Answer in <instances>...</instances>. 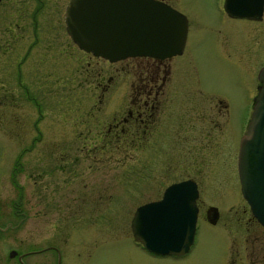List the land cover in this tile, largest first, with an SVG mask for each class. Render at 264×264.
Wrapping results in <instances>:
<instances>
[{
    "label": "rangeland",
    "instance_id": "374dc122",
    "mask_svg": "<svg viewBox=\"0 0 264 264\" xmlns=\"http://www.w3.org/2000/svg\"><path fill=\"white\" fill-rule=\"evenodd\" d=\"M41 1V7L35 0L0 2V202L18 204V194L42 189L39 199L31 193L22 197L20 210L27 219L18 237L24 238L30 226H37L35 231L43 226V231L31 233L29 243L34 246L46 243L44 238L56 229L65 233L70 226L100 227L110 238L119 237L92 255L93 246L86 245L92 234L84 229L85 235L76 241V234L72 241L87 249L67 239L71 244L66 245L64 264L87 259V264H225L226 248L229 260L238 257L236 263L250 261L257 253L264 259V230L249 216L238 188L236 159L233 163L258 84L254 75L264 63V24L225 19L221 0L174 1L193 22L184 52L168 61L171 71L163 87L168 129L142 148L134 139L123 150L112 144L103 154L98 150L105 139L91 137L99 128L82 119L93 103L100 106L99 111L91 107L94 120L108 122L109 111L117 112L140 86L134 66L139 61L107 62L77 50L64 28L67 0ZM216 98L225 104L216 106ZM200 117L211 130L226 128L228 136H206ZM76 147L83 149L77 153ZM104 178L110 181V203L95 195L93 184ZM186 178L197 185L199 210L193 243L183 261L150 257L121 238L128 236L138 205L158 199L167 185ZM48 179L66 183L67 193L50 192ZM84 193L92 195L82 198ZM65 196L76 199L79 210L72 217L65 212L71 203ZM207 206L216 209L213 223L204 220Z\"/></svg>",
    "mask_w": 264,
    "mask_h": 264
},
{
    "label": "water",
    "instance_id": "95a60500",
    "mask_svg": "<svg viewBox=\"0 0 264 264\" xmlns=\"http://www.w3.org/2000/svg\"><path fill=\"white\" fill-rule=\"evenodd\" d=\"M254 1L252 8L236 9L229 0L226 9L233 15L255 17L262 0H251V5ZM63 20L79 49L108 62L135 56L163 59L179 54L183 46L185 18L153 0H69ZM257 79L260 87L239 141L236 170L241 197L264 228V67ZM196 197L191 180L168 185L159 200L135 209L130 220L133 239L154 254L187 252L194 234ZM206 218L215 221L214 207L207 210Z\"/></svg>",
    "mask_w": 264,
    "mask_h": 264
},
{
    "label": "flooded vegetation",
    "instance_id": "af4514ba",
    "mask_svg": "<svg viewBox=\"0 0 264 264\" xmlns=\"http://www.w3.org/2000/svg\"><path fill=\"white\" fill-rule=\"evenodd\" d=\"M68 1L69 0H67V2L65 3L64 8L66 4L68 3ZM156 1H159L161 3L168 5L169 7H171L172 9H175L181 15L184 16L185 34H184V40H183L184 42H183L182 50L178 55L171 56L169 58H164V59H157V58H150V57H134V58L125 59V60L135 59L139 61L134 66L138 68L137 69L138 72L137 71L136 72H137V76L138 74L140 75V77H137V81H139L140 86L139 87L135 86L134 89L137 88V90L135 92L131 91L132 95L129 96L127 102L123 103V106L121 105L119 107L117 112H120V113H117L116 111L112 113V110L109 111L110 117L108 118V122L106 123V121L104 120L103 121L94 120L96 118H94L91 115V112L93 111V109L99 111L100 106H94L95 104L92 103L88 111L86 110L87 114H84V117L87 116V118H83L82 120L87 123V126H90L91 125L90 123L92 122V124L95 125L94 127L97 129L99 128V130L90 129L89 131L93 130L94 135H92L91 133L88 134L89 131L85 130V132L89 136L92 135L91 137L97 136V137H101L105 139V143L103 147L98 150L99 152H103V154L106 153L107 149H110L112 147V144H115L114 145L115 148H120L123 150V147L129 146L128 144H132V142H134V139H135V144L140 145L139 148H142L144 144L148 142V140L151 137L157 134L163 133L164 131H166V129H168V126L165 125L166 116L163 114L167 107L166 104L168 103V99H166L165 97L166 89L164 90L163 88L164 86L168 84L166 80L167 78H169V74L171 71L170 70L171 64L168 63V61L174 57H179L184 52L186 43L189 40L188 38L191 32V26H192L193 19L187 18L183 10H179L181 9L179 7V4H176V6L174 5V3H176L174 1L176 0H156ZM225 1L226 0H221V15L225 19L232 20L233 22L236 21L237 19H245V20H249L252 23L264 24L263 22L264 20V16H263L264 15V0H262L261 9L258 12V15L255 17H241V16H237V15L234 16L230 14L224 9ZM250 1L251 0L240 2L239 0H232V4H233V7L236 9L241 8V7L252 8V6L255 5V1L253 5H251L253 2H250ZM35 3L37 7H41L43 5V1L41 0H35ZM72 45H74L73 42H72ZM75 48L79 50L76 46ZM56 59H58V55H56ZM261 66H264V63ZM254 78H255V75H254ZM255 85L257 86L258 84H255ZM162 88L164 91L162 90ZM160 95L162 96L161 98L163 100L159 97ZM29 98L31 99V95L29 96ZM218 99L219 98H216L215 100L216 106L225 104V101L223 102L222 100H218ZM101 100L103 99L100 98L98 101H101ZM33 102L36 105L38 104L35 100H33ZM249 103H252V99L249 101ZM92 106H94L93 109L91 108ZM215 111H216V108H215ZM177 117H178V114H177ZM177 121H178V118H177ZM199 122H200L199 126L201 127L202 125L204 127L207 126V122H202L201 117L199 119ZM227 122H228V118H227ZM209 123L211 125V121H209ZM77 125L80 126L79 122L77 123ZM92 128H93V125H92ZM175 129H177V126ZM204 130L206 131V136L211 137V138H213V135H212L213 132H215L219 138L223 136H228L227 129L225 128L222 131L221 127L219 126L216 127L215 130H211L210 127H206ZM219 132H222V134ZM81 135L82 134L80 133L78 134V136H81ZM84 136H85V133H84ZM103 148H104V151H103ZM75 149H76L75 152L80 153L81 149L83 148L76 147ZM84 152H87V151L85 150ZM236 155H237V145L235 146V156H234V162H233L234 165H235ZM104 158L106 159V155ZM48 180L50 181V183L46 182V184H49V186L50 184L52 185L50 186V192H53L55 190V192H58V191L65 192L66 191L67 193V190L64 188L65 186L64 184L66 183L55 181V183L52 184V181L50 179ZM53 185H55L56 187H53ZM74 185H76V182H74ZM93 186H95L98 189L97 190L95 189V187H92L93 192L97 190V194H95L96 199L98 201L103 200L105 203H110V199L112 197L111 193L109 192L110 181L104 178L103 181H101L100 183H97L96 185L93 184ZM44 187H45V184H44ZM44 187H43V190L46 191ZM41 191L42 189L40 187L39 189L34 188L35 193L27 191V193L25 194L23 193L18 194L16 197L18 200V204H15L14 201L12 200L10 204L8 203L2 204L4 202L2 203L0 202V264H64V261H66L65 259L66 245H70L71 243H77V242H73L72 240L76 234H78V236L76 237V241L79 240V235H85V232H83L84 229H86V231H90V234H92L90 241L86 243V245L93 246L91 248L92 255L95 252V250L102 249L110 245L112 241L119 240V237L118 239L117 238L113 239L112 237L110 238V233L106 231L107 229H103V228L95 227V226H87L84 228H80L82 232H80V230L78 229L79 228L78 226H76L78 228H75L73 226L67 227L65 233L62 231V228H60V230L56 229L55 233L50 235V238L48 239L47 237L44 238L46 243L40 244L39 246H34L33 244H30L29 241L32 237L31 233L43 231V226H40L39 231L34 230L37 226H30L28 230L25 232L24 238H19L17 232L20 230V228L23 227V224L27 219L26 215L20 210V206H21L20 201L22 200V197L24 198L27 195H29L30 197V193L33 196L37 197V199H39ZM71 191H74L73 188L71 189ZM91 195L92 194L90 193L89 194L84 193L81 195V197L89 199ZM74 196L75 198L76 197L78 198V196L80 195L77 193ZM75 198L71 197L69 199V197L65 196V200H67V202L70 200L71 202V203H67V205L65 206L66 208L65 212L70 217H72L74 213L77 214V209L79 210L77 204H75V200H76ZM40 200L42 199L40 198ZM45 209H46V204H45ZM59 212L61 211L59 210ZM121 238H125L127 240L130 239L133 246H138L139 248L142 249L141 245L133 240L130 230H129L128 236L123 235ZM67 239L68 241H71V243L67 242ZM77 244H81L85 250L87 249V247H85L83 243L78 242ZM256 252H260L258 247H257ZM187 253L188 252L180 254V255H170L168 256L169 257L168 259H171L172 262L180 263L181 261H183L182 259L185 258ZM77 254L78 252H75L74 257H76ZM146 254L153 258L159 257V255H154L148 252ZM226 256L227 257L223 260L225 264H264V259L263 257L261 258L260 253H257L256 256L254 254L253 258L252 259L250 258V261L248 260V258L247 259L245 258L246 260L243 259V261L240 263L239 262L236 263V261H238L237 260L238 257L235 260L234 259L229 260L228 248H226ZM87 257H90V256L88 255ZM160 257H165V256H160ZM76 259L78 260L77 257ZM88 261L89 260L87 259V261L84 262L83 264H87ZM76 264H79V263H76Z\"/></svg>",
    "mask_w": 264,
    "mask_h": 264
},
{
    "label": "trees",
    "instance_id": "16d2710c",
    "mask_svg": "<svg viewBox=\"0 0 264 264\" xmlns=\"http://www.w3.org/2000/svg\"><path fill=\"white\" fill-rule=\"evenodd\" d=\"M255 222V221H254Z\"/></svg>",
    "mask_w": 264,
    "mask_h": 264
}]
</instances>
